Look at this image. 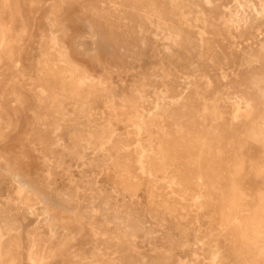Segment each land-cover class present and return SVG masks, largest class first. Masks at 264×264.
<instances>
[{"label": "rangeland", "instance_id": "1", "mask_svg": "<svg viewBox=\"0 0 264 264\" xmlns=\"http://www.w3.org/2000/svg\"><path fill=\"white\" fill-rule=\"evenodd\" d=\"M0 234V264H264V0H0Z\"/></svg>", "mask_w": 264, "mask_h": 264}, {"label": "bare ground", "instance_id": "2", "mask_svg": "<svg viewBox=\"0 0 264 264\" xmlns=\"http://www.w3.org/2000/svg\"><path fill=\"white\" fill-rule=\"evenodd\" d=\"M185 17V16H184ZM5 35V34H4ZM54 35V34H53ZM50 38V37H49ZM165 39V38H164ZM163 39V40H164ZM57 43V42H56ZM256 60V59H255ZM64 73V72H63ZM68 73V72H67ZM65 74V73H64ZM70 75V74H69ZM80 75V74H79ZM83 75H85V74H83ZM168 75V74H167ZM81 76V75H80ZM79 79V78H78ZM84 83V82H83ZM135 90V89H134ZM172 106V105H171ZM137 126V125H136ZM235 169V168H234ZM233 169V170H234ZM201 181V180H200ZM135 186V185H134ZM132 187V186H131ZM136 187V186H135ZM182 187V186H181ZM132 193V192H131ZM125 194V193H124ZM174 195V194H173ZM66 198V197H65ZM68 199H70V198H68ZM66 200V199H65ZM235 200H236V198H235ZM231 201V200H230ZM260 207V206H259ZM103 208V207H102ZM241 209V208H240ZM51 215V214H50ZM249 215V214H248ZM228 216H229V214H228ZM254 216H256V215H254ZM47 217L45 216V219H46ZM230 218V217H229ZM254 218V217H253ZM232 220V219H231ZM227 221V220H226ZM232 222V221H231ZM234 226V225H233ZM240 227V226H239ZM133 228V227H132ZM139 228V227H138ZM6 229V228H5ZM248 232V231H247ZM2 233V232H1ZM1 235V234H0ZM248 236V235H247ZM128 237V236H127ZM123 238V237H122ZM1 239V238H0ZM2 240V239H1ZM0 240V241H1ZM1 243V242H0ZM4 244V243H3ZM2 249V248H1ZM1 252V251H0ZM3 254V253H2ZM133 258V257H132ZM37 259H39V258H37ZM153 259V258H152ZM166 263V262H165ZM138 264V263H137Z\"/></svg>", "mask_w": 264, "mask_h": 264}]
</instances>
